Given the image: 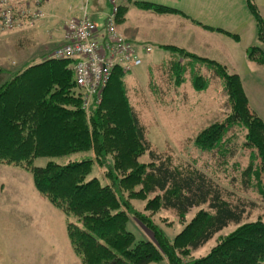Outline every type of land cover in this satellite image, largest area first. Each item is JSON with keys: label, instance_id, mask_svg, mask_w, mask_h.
<instances>
[{"label": "trees", "instance_id": "1", "mask_svg": "<svg viewBox=\"0 0 264 264\" xmlns=\"http://www.w3.org/2000/svg\"><path fill=\"white\" fill-rule=\"evenodd\" d=\"M246 2L257 24V41H262L264 17L253 0ZM133 3L160 13L181 12L148 1L134 0ZM123 10L120 7L119 16ZM230 35L238 38L236 34ZM166 47L176 51L179 58V52L189 57L187 60L177 58V62H169L166 69L160 67L152 72H179L178 69L191 72L193 85L197 89H200V83L207 84V79L199 74L201 71L223 82L231 105L225 120L228 124L219 122L203 129L197 135L199 141L202 139L201 145L208 137L224 136L235 123H243L247 130L245 145L255 148V156L259 159L258 166L250 162L245 167L243 176L249 181V175L255 173L256 182L259 180V185L264 186V122L250 107L239 75L230 72L226 65L218 61L173 45ZM247 55L264 63V51L258 44L251 45ZM72 63L71 58L42 56L12 74L0 67V163L29 172L37 190L44 193L54 207L66 216L74 214L81 220V227L69 223L67 233L73 251L80 256L82 264H148L161 258L160 247L172 264H180V255L203 246L215 234L231 225L236 226L234 230L220 236L219 242L207 255L188 264H264V214L255 220L243 222V218L257 206L256 202L250 198H239L235 192L231 194V191H225L201 170H179L161 159L150 147L144 128L123 92L119 93L122 102L118 99L114 101L118 103L116 108L122 104L120 108L126 113L128 124L120 126V120H114L113 127L107 124L105 128L100 115L102 101L91 107L95 116L97 113V119L95 116L93 118V128L99 131L103 127L105 129L99 144L103 152L106 151L104 136L107 131L108 139L114 138L115 145L119 139L125 140L126 153L117 147V156H121L122 160L118 166L123 171V178L121 181L118 179V183L124 184L125 189L133 190V197L152 195L146 202L147 210H171L183 219L193 208L206 206L198 210L172 241L155 232L153 241H136L134 234L126 228L129 218L122 205L130 209L136 219L138 213L123 198L117 179L115 186H109L101 185L96 178L82 181L76 178V175L81 176L82 167L85 164L88 166L87 160L65 164L49 161L44 166L33 164L40 156H62L89 147L88 129L82 118V92L76 85ZM124 75L119 68H115L102 96L112 91L113 87L118 91V83L123 86L121 79ZM103 112L107 114L106 110ZM54 123H65L66 126L61 125L59 132L52 137ZM221 146L219 150L223 151L225 146ZM141 151H147L149 163L137 164L136 156ZM132 167H136L134 171L125 175V169ZM246 181L242 180L244 186ZM135 186H139V189L135 190ZM259 194L261 201H264V188L259 189Z\"/></svg>", "mask_w": 264, "mask_h": 264}, {"label": "rangeland", "instance_id": "2", "mask_svg": "<svg viewBox=\"0 0 264 264\" xmlns=\"http://www.w3.org/2000/svg\"><path fill=\"white\" fill-rule=\"evenodd\" d=\"M161 1L169 2V6L171 5L172 7L186 12L189 15V20H191L192 17L202 22L205 28L206 26L213 27L212 30L214 32L216 31L215 33L219 35L216 36L214 33L211 37L206 38L210 40L209 48L213 51L212 53L214 55L221 56L225 64L235 62L238 68L242 69L243 72L234 73H237L239 77L241 75L246 84L245 87L249 102L253 108L256 107L258 109L257 97L260 92L257 84L253 82V78L257 77L256 71H258V69L264 71V66H261V68L257 67V65L253 63L254 61L251 60L252 58H249L247 55L249 47L254 44H259V41H257V24L247 6L246 0ZM253 1L264 17V0ZM117 4L119 13V0H117ZM137 10L138 8H136V12ZM149 12L146 13L147 18L144 22L146 21L145 23L147 25L152 23L154 26L153 29L160 32V35L164 33V30L161 28L166 27V29L171 28L174 31H178L179 23L186 25L188 22L185 19L187 14L182 15L181 12L173 14L163 13L164 15H158L159 12L153 10ZM159 16L162 17V20L158 18ZM118 17L119 15L117 18ZM134 17L137 18V15L134 14ZM163 17H165V19H163ZM164 21H166L164 27H158L156 25L158 22L162 23ZM189 26L190 24L188 27ZM185 27V30H187V26ZM218 28H222L225 31H219ZM228 33L236 34L238 38L235 39ZM30 34H34V32ZM176 34L178 35V32H176ZM52 35L58 36L59 34L54 31ZM17 38V31L12 29L0 31V67L11 72L9 74L33 63L38 56L35 49L44 46L41 45L40 39L34 40V37H30L29 41H25L26 43H24L23 46L16 45L18 42ZM32 39L36 42L33 43ZM55 43L56 40L49 42V47H52ZM178 54L181 55V58H185L186 60L189 57L183 52H179ZM30 57L35 59L30 61ZM176 60L177 57L175 58V61ZM171 62H173V60ZM189 64L190 62L188 63V67L190 68L191 66H189ZM248 64H251V67L245 70ZM174 67L176 68V65ZM190 73L191 72L125 73L121 79L123 86L119 82L120 89L117 91L113 87L112 91H108L104 94V97L102 96V103L100 101V110L102 108L100 115L101 118H103L104 127L106 128L107 124L113 127L114 120H120V126L128 124L126 113L121 110L122 104L120 106L121 108H116L118 103L114 101L115 99L119 101L122 100L119 93H125L129 103L128 105L133 107L140 124L144 128L145 137L149 141L150 147L160 155L161 159L166 160L170 166L176 169L178 168L179 170H201L208 177H211L214 182L220 185V187H223V189L225 188V191H231V194L235 192L237 194L236 196L239 198H250L254 200L257 206L243 218V222L255 220L260 215L264 214V201H261V196L259 194V189L264 188V186L259 185V180L256 182L257 177L255 173L249 175L248 181L247 177L243 176V171L250 162L253 166H258L259 159L255 156L256 149L245 145L247 130L241 122L235 123L224 136L222 134L221 136L205 137L207 139L205 142L203 140V144L201 145L202 139L199 141L197 135L203 129L210 127L214 123L225 122L231 110V105L227 99L221 79L212 78V75L208 77L207 73L201 71L199 74L207 79V84L203 85L200 83V89H197L193 85V79ZM262 75H264V72H262ZM119 85H117V88H119ZM121 86L124 87L123 90ZM81 109L83 112V122L88 129L87 146L89 147L83 151H77L62 156H40L34 160L33 164L35 166H44L49 161L65 164L87 160L88 166L85 164L81 169V176L76 175V178L78 181L96 178L101 185L109 186H115V179H117V185L122 191L123 198L131 206V209L138 213L139 220L131 214L132 211L130 209H127L121 204L122 209L129 218L126 228L134 234L136 241H153L154 232L156 234L160 233L166 240L172 241L176 234L185 227L187 222L195 216L198 210L200 208H206V206L201 205L200 207L193 208L186 213L183 219L182 216L171 210L160 209L151 211L145 209L146 202L152 195H147V197H133V190L130 191L129 189H125L124 184L118 183V179L121 181L123 178L121 174L123 171L121 167L119 168L118 166L122 160L121 156H117L119 152V148L117 147H120L122 151L126 153L127 146L124 145L125 140L119 139L117 145H115L114 138L108 139L109 131H107L104 136L106 151L103 152L99 144L105 132L104 127L101 131L94 129L93 118L95 114L93 110L85 109L83 106H81ZM104 110L107 111V114H104ZM254 110L258 114L257 110ZM260 111H262L261 108ZM102 113L105 115L104 117H102ZM96 119L97 113L95 116V120ZM54 124L55 125H52V137L59 132L61 125L63 126L64 124V126H66L65 123L58 125L56 123ZM227 124L226 122L224 123V125ZM125 137L127 136L123 138ZM221 145L225 146L223 151L219 150V148H222ZM138 152H140L139 149ZM124 157L125 155L123 158ZM136 162L137 164L149 163L150 158L147 151H141V153L136 156ZM6 166L14 167L13 165L0 163V167L3 169ZM136 167L126 168L124 171V173H126L125 175L133 172ZM110 175L113 176V178H111ZM29 180L16 182L5 174L3 176L0 174V215L2 212V214L7 217L5 218V216L2 215V219L0 220L1 228L5 230L4 236L9 234L12 230H17L16 224L24 221V213L18 209L19 203L16 199V197H18L16 195L18 191L21 195H26V197H30V194H34L38 199H42V201H40V206L38 204L36 205V210H38V213L41 215V222L40 225L37 226L38 229H34L35 233L40 234L34 235L33 229L29 230L31 238L29 237L28 240L32 244L25 246V248L22 246L19 251H15V247L11 246L10 242H8L11 238L5 240L0 233V242L3 243L0 245V261L6 263L11 262L12 264H16L32 262L36 264L40 261L46 262L47 259L43 261L42 257L39 256V252L42 250L41 247L44 246V242L47 243L51 240L48 234L50 235L56 232V230H60V233L65 235L64 239L68 241L73 251L67 233V225L71 223L78 227L82 226L81 220L74 214L66 216L56 207L55 208L62 214L64 223L56 222L55 220L51 222L49 220L51 217L46 214L42 204H52L44 193L37 190L31 175ZM242 180H247L246 186L242 184ZM15 185L17 188L14 187ZM138 189L139 186H135V190ZM235 227L234 225L228 226L215 234L203 246L196 250L187 251L188 253L185 255H180V257H178L180 264H188L193 259L207 255L219 242L220 236L227 235L234 230ZM20 238H25V235H21ZM35 239L38 240L36 243H34ZM160 253L161 258L153 260L148 264H172L169 257L161 250V247ZM74 255L76 259L72 257L70 261H79L82 264L80 256L75 253ZM60 259L64 261L67 258L62 254Z\"/></svg>", "mask_w": 264, "mask_h": 264}, {"label": "crops", "instance_id": "3", "mask_svg": "<svg viewBox=\"0 0 264 264\" xmlns=\"http://www.w3.org/2000/svg\"><path fill=\"white\" fill-rule=\"evenodd\" d=\"M13 6L15 8H19V10H27L28 14L27 16L33 11L34 9V0H10ZM134 0H119L120 7H123L124 10L120 14L117 20L118 29L119 31L128 39L133 40L137 43H144L146 45L151 46V49L149 52H140L141 54V63L137 65L131 72H152L154 70H157L158 68L162 67L163 69H166V66L173 60L175 61V58L177 57L176 51L173 49L167 48L166 46H176L178 48H182L188 52L195 53L199 56L206 57L215 61H218L224 65H226L227 69L232 72H243L242 69H239L238 66L235 64V62H231L228 64H225L224 59H222L221 56H216L212 52V50L209 48L210 40H207L206 38L211 37L215 32L212 30V26H206L191 17V20L188 19L189 15L181 11L184 14H187V17L185 18L188 22L184 25L183 23H179L178 31H174L171 28L166 29L164 27V24L166 25V21L164 22H158L156 25L158 27H164L161 28L164 30V33L160 35V32H157L153 29V24L150 23V25H147L144 20L147 18V14L151 9H145L138 7L136 4L133 3ZM137 1H148L153 2L157 4H162L169 6V2L161 1V0H137ZM86 6V10L89 14V16L99 23L103 22L104 15L109 9V2L108 0H44L41 4H39L40 9L43 12V16L40 17L33 25H24L23 27H15L14 31L18 32V42L16 45L23 46L25 41H29L30 37H34V40L40 39L41 45H44L42 48L35 49L38 53V56L36 60H39L42 58V56L49 57L52 50L59 45L63 41V35H64V27L66 21L72 17V16H79L83 12V8ZM170 7H172L170 5ZM136 8H138L136 12ZM175 8V7H173ZM177 9V8H176ZM179 10V9H178ZM154 11V10H153ZM136 12V13H134ZM156 12V11H155ZM151 13V12H149ZM163 13H170L172 12H162L158 13V15H164ZM261 13V12H260ZM134 14L137 15V18L134 17ZM262 15V14H261ZM26 16L25 20L28 21V17ZM160 20H162V17H158ZM165 19V17H163ZM185 26H187V30H185ZM211 27V28H209ZM223 31H225L222 28H218ZM56 31L58 32V36H53L52 33ZM31 32H34V34H30ZM178 32V35L176 34ZM224 33V32H223ZM235 33V32H233ZM215 35H219L215 33ZM20 38L22 41H20ZM32 39V42L35 43ZM56 43L49 47V42L55 41ZM261 49L264 51V40L259 41L258 44ZM41 47V46H40ZM51 49V51H50ZM49 50V51H47ZM35 58L30 57L29 60H33ZM177 59V60H178ZM230 59V58H229ZM176 60V61H177ZM231 60V59H230ZM254 61L257 65V67L261 68V66H264V63H258L257 61L251 59ZM251 64L247 65V69H250ZM10 69V68H8ZM252 70V69H251ZM174 71V69H173ZM179 72H183V70L178 69ZM188 72V71H185ZM251 72V71H247ZM257 77L253 78V82L257 84L259 89V96L257 97V104L259 108L256 107L253 108L249 102L250 107L254 110L256 109L259 116H261V119L264 122V75H262V72H264L262 69H258L256 71ZM242 85L245 90V93L247 95V90L245 87V82L243 81V78L241 77ZM256 78V79H255ZM248 98V95H247ZM260 108L262 111H260ZM255 111V110H254ZM256 112V111H255ZM0 174L3 176L4 174L8 176L10 179H13L16 182L19 181H28L30 179L29 172L20 169L18 167H12V166H6L4 169L0 167ZM30 181V180H29ZM14 187L17 188L15 185ZM19 190V189H18ZM18 197H16L18 204V209L24 213V221L17 223L15 222L17 226V230H12L9 234L4 236L5 230L1 228L0 225V233L2 238L5 240H10L11 246L15 247V251H19L20 247L28 246L32 244L29 242L28 238L31 233H29V230L38 229V225H40V214L38 213V210H36V205L38 204L40 206V201L42 199H38L34 194H30V197H26V195H21L20 192L16 194ZM37 198V199H36ZM43 209L45 210L46 214L51 217L49 219L51 222L55 220L56 222H63L64 219L62 214L52 205L49 203H46L45 205L42 204ZM2 212L0 215V220L2 219ZM5 216V215H3ZM5 218H7L5 216ZM7 220V219H6ZM15 221V220H14ZM60 230H56V232L48 234L49 237H51L47 243L44 242V246L41 247L42 250L39 252L40 257H42L43 261L47 259L46 262H37L36 264H81L79 261H70V258L74 257L75 255L73 251L71 250L68 241L64 239L65 235L60 233ZM40 233H35L34 235H37ZM21 235H25V238H20ZM4 236V237H3ZM41 236V235H40ZM9 237V238H8ZM53 237V238H52ZM3 239V241H4ZM38 240H34V243H36ZM3 244L0 242V245ZM36 245V244H35ZM62 254L65 255L67 258L66 260H61L60 257ZM76 259V258H75ZM0 264H12L6 263L3 261H0ZM16 264H33L30 263H16Z\"/></svg>", "mask_w": 264, "mask_h": 264}, {"label": "built area", "instance_id": "4", "mask_svg": "<svg viewBox=\"0 0 264 264\" xmlns=\"http://www.w3.org/2000/svg\"><path fill=\"white\" fill-rule=\"evenodd\" d=\"M43 1L34 0V9L27 16V10L15 9L9 0H0V31L33 25L43 16L39 7ZM108 2L109 9L101 23L89 16L86 6L81 15L70 17L65 23L63 41L51 55L73 59L72 69L85 109L100 103L103 89L115 68L125 73L133 70L141 63L140 52L151 49L149 45L126 38L119 31L117 0Z\"/></svg>", "mask_w": 264, "mask_h": 264}]
</instances>
